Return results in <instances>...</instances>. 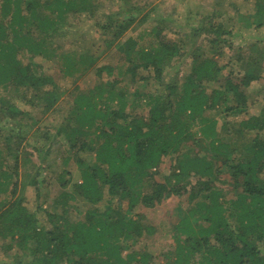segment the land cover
<instances>
[{
	"label": "trees",
	"instance_id": "obj_1",
	"mask_svg": "<svg viewBox=\"0 0 264 264\" xmlns=\"http://www.w3.org/2000/svg\"><path fill=\"white\" fill-rule=\"evenodd\" d=\"M242 1L252 2V10L238 18L247 27L264 26V0ZM101 3L0 0V85L15 89L10 101L3 104L0 98V248L12 261L4 258L5 264H264V108L257 115L247 113L253 102L264 98L261 88L253 87L264 76L261 39L248 44L246 60L241 51L245 47H238L240 67L232 61L220 65L214 55L189 53L160 24L153 27V44L142 45L141 35L125 36L142 7L123 3L127 15L119 18L118 11L101 12ZM221 7L192 27L195 36H208L210 51L218 55L225 52L221 43L230 44L227 35L232 32L218 20L227 14ZM148 16L140 15L138 22ZM86 19L94 20L97 40L104 39L106 49H116L118 62L126 64L116 75L113 63L101 62L97 40H89L80 51L60 43V34ZM23 55H28L26 61ZM37 56L58 63L63 76L92 71L99 81L86 92L77 90L71 107L60 113L56 133L46 129L43 145L33 144L44 159L50 138L53 147L54 141L65 143L63 162L73 158L77 163L78 176L64 168L58 175L60 191L51 198V209L43 207L49 193L42 190L46 178L30 171L21 176L20 165L32 152L20 144L40 119L30 106L58 113L70 92L34 60ZM185 56L191 65L180 76ZM172 68L176 74L167 77ZM139 81L132 92L120 86ZM18 98L29 107L19 106ZM234 115L241 120L227 119ZM5 119H15L19 129L2 128ZM197 131L202 136L193 133ZM243 131L254 135L242 145L238 140ZM193 147L196 152L189 153ZM165 156H174L171 173L156 180L154 173ZM223 171L230 175L229 187L214 182ZM193 175L198 177L191 183ZM28 185L36 190L35 209L26 202ZM105 188L109 198L103 200ZM184 194L190 207L180 210L172 228L173 245L162 253L163 261L147 251L123 254L146 231L153 232L130 213L139 205L154 207ZM80 199L90 207L80 208Z\"/></svg>",
	"mask_w": 264,
	"mask_h": 264
},
{
	"label": "rangeland",
	"instance_id": "obj_2",
	"mask_svg": "<svg viewBox=\"0 0 264 264\" xmlns=\"http://www.w3.org/2000/svg\"><path fill=\"white\" fill-rule=\"evenodd\" d=\"M237 2V6L231 7L232 2ZM125 3L127 6L136 5L141 8V13H137V20L130 24L128 29L126 30L125 36H138L141 35L139 39L142 45H152L155 40V34L153 27L156 24L162 25L164 27V34L168 37L183 41L185 43V47L189 53H193V51H199L203 54L214 55L217 58L218 63L220 65L228 63V61H232V63L236 67H240L243 63L238 61V47L242 48V56L246 60V57L249 54V50L247 47L251 45L255 40L261 39L259 42V46H264V26L260 28L247 27L244 21L238 18L239 14H248L252 10V2H245L242 0H102L100 4V11L105 13L107 12H115L118 11L120 13V17H125L127 13L125 12L126 7H121V5ZM222 6V7H221ZM223 8L227 10V14H223L221 20L226 22V26L229 27L231 34L227 35L229 38V43L232 44V48L229 47L228 44L221 45L225 48V52L222 55H218L210 51L208 43V36L205 33H201L199 36H195L193 34L192 27H195L202 19L203 15L211 13L215 8ZM144 13H148V18L144 23H139L138 19L140 15ZM230 17V18H229ZM93 19H86L79 23L75 30L65 31L66 33L60 34V43L68 50H77L80 51L82 48L88 45L89 40H97L98 35L96 34V27L94 25ZM104 39L95 41V46L99 47L100 50L98 54L100 55L101 62H110L114 64L115 72L114 75L118 73L122 67L126 66L122 63L118 62V52L116 49L107 50ZM249 44V45H248ZM24 61L28 59V55H23ZM189 59V60H188ZM35 61L42 63L43 68L47 73H50L54 76V78L62 85L63 88L69 90L70 93L65 95V99H63L64 103L58 108L59 112L55 113H42L40 111V107L33 105L32 113L40 118L39 121L30 128L29 135L26 137V140L20 144V146H26V150L32 152L31 156L26 157L28 160L26 162L21 163L20 165V173L23 176L27 171L31 173L37 172L39 178H46V181L43 185H47L46 188H42L45 192L48 193V201L44 202L43 207H47L51 209L54 207V203L51 198L55 195H58L60 191L59 185V174H61L62 170L66 169L71 171L74 176H78L77 171V163L75 159L71 158L68 163L62 160V155L65 153L66 144L65 143H57L54 141L53 145L52 138L46 142L44 148L50 146V153L44 159H41L39 155L34 150V147H40L43 145V139L41 138V134L44 130L48 129L49 132L54 135L57 131V127L60 125L62 121L63 114L61 112L66 113L68 107H71V101L73 100L74 94L77 93V90H81L86 92L88 89H91L95 86L99 81L97 80L96 74L92 71H88L83 75H74L73 76H63L60 65L55 63L54 61H50L47 59H43L42 57H34ZM244 60V61H245ZM180 60H177L174 63V66H177V63ZM182 64L180 63V73L178 75L182 76L190 67V58L184 57L182 59ZM228 65V66H227ZM222 69V73L228 74L230 65L227 64ZM175 69L172 68L168 73L167 77L174 76ZM75 77L77 79H75ZM125 82H121V87H128V91L132 92L137 86L141 85V81L124 84ZM254 88L260 87L264 94V76L258 83L254 84ZM154 88V85L151 87ZM15 96V89L13 86H3L0 85V98L4 101H10ZM30 96V95H28ZM19 106H27L24 102L23 98H18L16 100ZM29 107V106H27ZM38 107V108H37ZM264 108V98L260 101L253 102L251 106L247 109L248 115H257L261 113ZM242 118L241 115H234L227 117L228 120L232 122H238ZM223 119V118H221ZM73 125V124H72ZM71 125V126H72ZM17 124L15 123V119H5L2 124V128L7 127L8 129L15 128ZM17 128V127H16ZM19 129V128H17ZM5 131V130H4ZM6 133V131H5ZM197 136H202L200 131L193 132ZM254 135V131H243L241 137L238 140L240 144H246L251 141ZM55 138V137H54ZM60 139H62L60 137ZM210 140L205 141L206 144L209 143ZM190 144V142H188ZM34 144V145H33ZM188 150V147H186ZM192 148V147H191ZM244 148V146H242ZM185 150V148L183 149ZM193 150L196 152V148L189 152L192 153ZM67 151V150H66ZM82 155V153H81ZM175 162L174 156H165L163 162L157 167L156 173H154V179L163 180L164 176H167L171 173V168L173 163ZM24 164V165H23ZM34 165H40V169H33ZM50 166V167H48ZM49 168V169H48ZM64 168V169H63ZM197 175H193L190 177L191 183H194L197 179ZM174 180V179H173ZM219 187H229L230 186V175L227 171H223L221 174L215 177L214 181ZM72 189V184L69 186V190ZM104 198L106 200L109 198L107 194V189L104 190ZM25 197L27 205L31 209H35L37 205L36 200V190L34 186L28 185L25 188ZM50 198V199H49ZM116 200V199H115ZM78 204L81 206L80 208L85 209L86 207H90L88 203L82 201V199L78 200ZM99 204H104V202H100ZM77 205V204H76ZM127 200L125 199L123 202V208L127 206ZM190 207V203L188 201L187 194L182 196L171 195L165 198L160 204L155 205L154 207H146L143 205H139L134 212L130 213L133 217L138 218L139 221L145 226L149 225L153 228V232L151 234L146 233L137 240V242L131 243V247L129 249H124L123 254H126L130 251L141 252H151L156 260L163 261V252H167L170 247L173 245L174 238L172 236V228L173 225L178 221L180 210H187ZM142 214V217H139L138 214ZM39 215H42V211H38ZM77 214L75 210L72 211V214ZM124 243H129V241H123ZM6 253L2 251L0 248V264H5L6 261L8 263H12L11 256L9 254L7 257ZM6 258V261H4Z\"/></svg>",
	"mask_w": 264,
	"mask_h": 264
}]
</instances>
